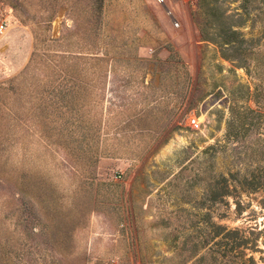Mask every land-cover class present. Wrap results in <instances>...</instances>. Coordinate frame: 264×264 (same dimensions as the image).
<instances>
[{"label": "rangeland", "instance_id": "374dc122", "mask_svg": "<svg viewBox=\"0 0 264 264\" xmlns=\"http://www.w3.org/2000/svg\"><path fill=\"white\" fill-rule=\"evenodd\" d=\"M167 6L0 0V264H264V0Z\"/></svg>", "mask_w": 264, "mask_h": 264}, {"label": "built area", "instance_id": "2783aa9c", "mask_svg": "<svg viewBox=\"0 0 264 264\" xmlns=\"http://www.w3.org/2000/svg\"><path fill=\"white\" fill-rule=\"evenodd\" d=\"M186 4L192 5L193 7L197 6L199 0H183ZM156 4L163 8L164 12L166 13L167 17L169 18L171 24L175 28L180 27V20L177 17L176 11L172 8L167 6V0H155ZM9 23L5 19H0V42L3 40L7 30H8ZM192 124L194 127L199 128V124L197 120H193ZM106 264H123L118 258H111L106 262Z\"/></svg>", "mask_w": 264, "mask_h": 264}, {"label": "trees", "instance_id": "16d2710c", "mask_svg": "<svg viewBox=\"0 0 264 264\" xmlns=\"http://www.w3.org/2000/svg\"><path fill=\"white\" fill-rule=\"evenodd\" d=\"M222 34L224 35L223 37L225 42H231V40L234 39L236 32H232L231 34H229V32H227L226 29H223Z\"/></svg>", "mask_w": 264, "mask_h": 264}]
</instances>
